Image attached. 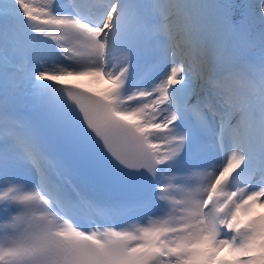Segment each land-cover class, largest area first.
<instances>
[{"label":"snow or ice","instance_id":"6c2138e0","mask_svg":"<svg viewBox=\"0 0 264 264\" xmlns=\"http://www.w3.org/2000/svg\"><path fill=\"white\" fill-rule=\"evenodd\" d=\"M261 210L264 0H0V264H264Z\"/></svg>","mask_w":264,"mask_h":264},{"label":"bare ground","instance_id":"6f19581e","mask_svg":"<svg viewBox=\"0 0 264 264\" xmlns=\"http://www.w3.org/2000/svg\"><path fill=\"white\" fill-rule=\"evenodd\" d=\"M89 81H90V78H89ZM73 82H75V81H72V83H73ZM90 82H91V81H90ZM78 83L84 85V84L81 83V82H78ZM84 86H86V87H92V88H94V89H96V90H100V89H102V88L104 87L102 81H101L99 84H93V83H90V85H84ZM261 211H264V210H261Z\"/></svg>","mask_w":264,"mask_h":264},{"label":"rangeland","instance_id":"374dc122","mask_svg":"<svg viewBox=\"0 0 264 264\" xmlns=\"http://www.w3.org/2000/svg\"><path fill=\"white\" fill-rule=\"evenodd\" d=\"M61 2V1H60ZM72 81H75V83L77 84H80L78 82H81L83 83L84 85H90V81H89V78L88 77H83V78H80L79 80H72ZM82 85V84H81Z\"/></svg>","mask_w":264,"mask_h":264}]
</instances>
